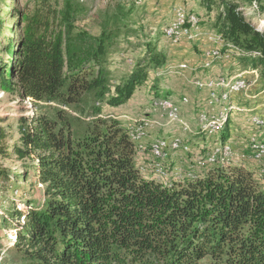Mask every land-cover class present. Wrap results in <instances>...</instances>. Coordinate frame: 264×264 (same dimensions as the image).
<instances>
[{"label":"trees","instance_id":"16d2710c","mask_svg":"<svg viewBox=\"0 0 264 264\" xmlns=\"http://www.w3.org/2000/svg\"><path fill=\"white\" fill-rule=\"evenodd\" d=\"M216 1L211 30L221 36L222 52L236 50V59L264 79V37L232 1ZM202 4L208 12L215 5ZM83 11L72 0H32L20 15L16 62L0 64V89H15L35 107L18 124L20 146L8 151L0 128V158L35 156L44 197L40 205L8 211L16 251L26 264H264V189L251 172L216 165L159 184L141 174L127 126L117 118L82 122L65 111L82 110L84 99L121 106L166 64L165 54L146 44L111 87L108 56L118 34L134 24L135 7H119L97 35L75 25ZM7 177L0 167V183Z\"/></svg>","mask_w":264,"mask_h":264},{"label":"rangeland","instance_id":"374dc122","mask_svg":"<svg viewBox=\"0 0 264 264\" xmlns=\"http://www.w3.org/2000/svg\"><path fill=\"white\" fill-rule=\"evenodd\" d=\"M210 1L211 4L215 3L210 8L211 12L206 10L202 0H72L84 10L82 14L78 15L75 25L92 35H97L100 32L99 27L105 18H111L117 14V11L120 12L119 7L122 11H126L129 7H135L132 18L134 24L129 26L126 32L122 31L118 34L108 56L107 71L111 79V87L129 74L134 62L142 57L146 44H151L157 51L163 52L166 56V64L155 72H149L145 83L136 89L127 103L121 106L108 107L105 104L89 102L84 99L81 104L82 110L66 108L65 111L72 118L82 122H89L94 116L117 118L126 127L134 122L149 119V117H143V119L140 116L152 114L150 101L152 102L153 94L160 99L166 96H168L166 98L171 97L170 99L177 104H180L181 97L186 96L189 103L182 107L183 112L180 111V113L182 112L181 117L192 128L196 127V120L190 119H196L200 109L206 110L207 105L202 103V106L199 107L200 102L205 99L206 93L195 90L194 81L191 80L204 78L206 75L225 78L238 76L240 80L245 79L249 86L244 94L237 92L230 96L231 101L229 99L225 114L227 120L223 124L226 126L224 133L228 132L229 134L227 140L221 142L219 138L222 133L215 136L207 133H203V135L193 133L189 138L181 134L176 123L161 131L152 129L150 137L168 139L173 134L180 133L183 140L189 144L190 153L170 152L168 159L163 164L169 172L176 167L181 168L183 172H192V176L193 174L194 176L198 175L200 167L191 162L203 158L212 147L229 146L236 156L235 161H230L227 166H236L251 172L258 185L264 189V162L257 163L252 160L249 149L250 136L264 140V131H256L251 123L252 118H260L264 121V79L260 77L259 71L244 67L236 57L226 62L217 61L208 71H203L199 67L202 64V61L199 62L202 51L218 47V43L223 42L222 38L217 39L216 37L219 35L211 30L213 20L219 10V4L216 0ZM230 1L235 4L245 22L264 37V0ZM253 3L257 5V9L252 7ZM31 5L32 0H0V64L5 62L9 67L14 66L21 36L20 15L27 8L30 9ZM177 11L182 12L187 20L193 18L195 28L186 22L183 28L187 30V34L183 38L167 39L164 30L173 20ZM256 11L259 12L256 13ZM181 64H186L188 69L178 70L177 67ZM154 99L156 98L153 97ZM212 108L216 110L217 106ZM33 115H35V107L29 99L21 98L15 89L9 91L0 89V128L7 136L5 145L9 147L8 151L14 146H20L18 127L20 120L29 121ZM154 118L156 117L154 116L151 120ZM145 146H147L146 143ZM151 161L148 149H145L143 155L135 151L137 167L140 165L148 172ZM35 164V156L20 158L12 154L9 159L0 158V167L6 170L8 175V181L0 183V264H26L13 245L16 233L13 225L10 224V221L8 222L7 214L14 205L23 209L26 202H33L35 205H40L43 202V186L36 183L34 178ZM211 167L213 166L203 167L202 172L205 173ZM149 177L153 178L154 176L149 175ZM12 222L14 225L17 224V221ZM25 223L23 218L18 220L19 226H23Z\"/></svg>","mask_w":264,"mask_h":264},{"label":"bare ground","instance_id":"6f19581e","mask_svg":"<svg viewBox=\"0 0 264 264\" xmlns=\"http://www.w3.org/2000/svg\"><path fill=\"white\" fill-rule=\"evenodd\" d=\"M252 7L254 9H257V5L255 3L252 4ZM257 12L259 11H256V13ZM186 22L190 23L191 26L195 25L193 18H189V20H187V18L184 16L182 12L177 11L173 20L168 24L167 28H165L164 30L165 37L167 39L173 38L175 40L183 38V36L187 34V30L183 28ZM216 38L220 40L221 36L219 35ZM217 46L218 47H213L212 49H209L208 52L210 54H206V58L204 59V61L201 62L202 64L199 67L203 71H208L212 67V65H214V63L217 61L224 60L225 58L230 59L232 58L231 56L237 57L239 54L236 52V50H232V49H229V50L227 49V51L223 53L222 52L223 42H219ZM177 69L186 70L188 68L186 64H181L177 67ZM209 77L210 76L206 75V77L204 76V78H198L202 80L194 81L193 83L194 88H199L197 89L198 92H205L206 95H209L207 99L205 97V99H203V101L200 102L199 104V107H201L202 106L201 104L205 103V106L207 105L206 107L207 109L205 110L201 108L200 111L199 109H197L199 111L198 112L199 114H197L196 116V121H199V124L196 126V130L193 131L191 128V125L187 123L181 117V113H180L181 107L180 106L186 105L189 103L188 98L186 96L181 97L180 102H179L181 105L177 104L174 100L170 98H161V99L156 98L154 100L152 99V102L150 101L151 112L157 113L158 105L161 107L168 108V112H170V115L178 118V120H176L175 123L176 125H178L177 126L178 129L182 132L181 134H184L188 136L189 138L193 133H200V135H203V133H207L209 135L214 134L215 136L216 134L224 132V129H226V126H224L223 124H224V121L227 120V117L225 116V114L227 111L226 110L227 106L229 105V99L231 101L230 96L231 94H234V93L236 94L238 92V84L243 80H240L238 76H233L230 78L218 77V80L223 82V87H219L217 90H214L213 92L209 94V87H216V80H214V78H209ZM215 105L217 106L216 110L212 108ZM204 111L206 112V116H204ZM156 121L157 120H154V119L151 120L149 118L143 121L134 122V124L132 123L126 127L128 135H129V139L134 144L135 151L143 155L145 149H148L149 156L152 159V161L150 162L151 166L148 172H147V169L138 165L139 166L138 168L141 174H143L144 176L147 174L150 176H154L153 178L156 181H158L159 184L160 183L167 184L169 183L168 180L181 181L183 179L194 177V174L193 176L191 174L192 172L191 173L183 172L181 168L174 167L173 169L170 170V172L166 169L163 163L168 159L167 157L168 155H170L169 153L170 152H174V153L181 152L183 154L190 153L189 144H187L183 140L180 133L178 135L173 134V136L168 139H165L164 137L151 138L150 130L152 127L154 128L157 126ZM251 123L253 127L256 128V131H260V132L264 131V129H260V128H264V121H262L260 118H252ZM177 127L175 128L177 129ZM258 139L253 138V136L252 137L250 136V145L249 144L248 145L250 149V154L252 155L251 157L252 160H254V155H255L257 159L260 161L259 163H262L264 162V140H261V139L258 140ZM145 143L147 144V146H145ZM166 145H169V146H167L164 149V155H158L157 153H152V151H162L163 146H166ZM212 148L203 158H200V163L203 164V167L216 166V165L224 166L225 158H229L230 156L231 147L227 148V146H225L221 148L220 146H217L216 148H213V149ZM198 159H195V161L197 162ZM196 166L200 167V164L196 163ZM172 172L173 173L183 172V174L167 176V173H172ZM169 178H172V179H169Z\"/></svg>","mask_w":264,"mask_h":264},{"label":"built area","instance_id":"2783aa9c","mask_svg":"<svg viewBox=\"0 0 264 264\" xmlns=\"http://www.w3.org/2000/svg\"><path fill=\"white\" fill-rule=\"evenodd\" d=\"M206 54H210L208 52V50H203L202 53L200 54V59L199 61H204V59L206 58ZM230 59L228 58H225L223 62H226V61H229ZM209 78H214V80H216V87H209V94L211 92H213L214 90H217L219 87H223V82L218 80V77H214V76H210ZM202 79H198V78H193L191 81H201ZM248 82L243 79V81H241L239 84H238V94H241V93H245L248 89ZM195 90L199 89V88H194ZM206 97H209V95H206ZM197 98H200V97H197ZM156 117L154 119H157V126L158 128H165L167 126H174V123L176 120H178V118L176 117H173L172 115H170V112H168V108L166 107H161L158 105V109H157V113H152V114H148V115H142L140 117H149V118H153V117ZM204 116H206V112L204 111ZM140 117H137V118H140ZM190 120H196V119H190ZM199 124V121H196V126ZM260 129H264V128H260ZM192 130H196V127H192ZM169 146V145H166V146H163V150L162 151H152V153H157L158 155H164V149ZM227 148H229L227 146ZM235 152H233V150L230 148V156L229 158H225V166H227V163L229 161H235ZM254 160L256 162H260L257 157L254 155ZM191 163H198L200 164V171L203 170V164L200 163V158L198 159L197 162H191ZM180 174H183V172H180V173H167V176H170V175H180Z\"/></svg>","mask_w":264,"mask_h":264},{"label":"crops","instance_id":"0c3cea01","mask_svg":"<svg viewBox=\"0 0 264 264\" xmlns=\"http://www.w3.org/2000/svg\"><path fill=\"white\" fill-rule=\"evenodd\" d=\"M182 95H185V94H182ZM169 98H171V97H169ZM183 106H184V105L181 106V111H182V112H183V110H182V107H183ZM182 112H181V113H182ZM150 119H151V118H150ZM152 129H156V130L161 131V130H163L164 128H158V127H154V128H153V127H152L151 130H152ZM151 130H150V133H151Z\"/></svg>","mask_w":264,"mask_h":264}]
</instances>
